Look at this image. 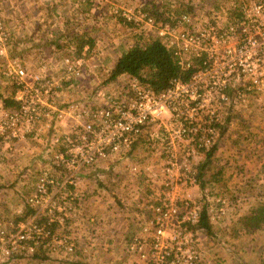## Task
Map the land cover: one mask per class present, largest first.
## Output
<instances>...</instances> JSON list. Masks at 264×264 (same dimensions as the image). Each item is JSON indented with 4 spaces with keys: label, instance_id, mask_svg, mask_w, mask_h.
<instances>
[{
    "label": "built area",
    "instance_id": "built-area-1",
    "mask_svg": "<svg viewBox=\"0 0 264 264\" xmlns=\"http://www.w3.org/2000/svg\"><path fill=\"white\" fill-rule=\"evenodd\" d=\"M217 2L191 3L176 15L167 12L164 22H155L142 9L135 17L122 13L125 20L139 21L143 31L151 32L171 50L177 64L190 71L187 79H172L157 92L124 76L123 82L112 87L105 83L93 93L85 58L69 51L60 57L56 77L27 71L18 58L10 60L6 74L15 86L16 104L0 117V138H38L35 124L42 119L54 121L57 129L43 145L47 159L25 166L32 178L25 203L32 212L22 221L0 222V264L33 252L44 238L64 245L67 237L50 232V226L61 216L82 213L79 173L129 150L142 137L162 145L165 158L156 166L158 172L148 173L144 182L164 191L157 194V204L147 207L154 214L141 227L145 236L134 235L127 250L143 264L198 262L193 251H181L193 243L185 223L195 221L197 208L185 215L189 202L177 204V199L196 183L194 159L208 149L212 137L237 115L247 118L251 105L264 95V0ZM1 24L0 41H5ZM73 88L77 92L83 88L82 97L60 103L59 92ZM41 217L45 222L38 223ZM170 235L178 240H170ZM146 245L150 255L142 251ZM66 249H73L71 241Z\"/></svg>",
    "mask_w": 264,
    "mask_h": 264
},
{
    "label": "rangeland",
    "instance_id": "rangeland-1",
    "mask_svg": "<svg viewBox=\"0 0 264 264\" xmlns=\"http://www.w3.org/2000/svg\"><path fill=\"white\" fill-rule=\"evenodd\" d=\"M21 1L23 0H0L1 31L6 34V40L0 41V46H2L6 52V54L4 51L0 53V96H6L10 91L13 93L15 90L14 84L6 74V68L10 62L11 54L9 55V51L14 49L15 45L13 32L21 31V29L18 28L22 22L20 14L22 8H19L18 11L15 9L17 11L15 12L12 3L20 4ZM34 1L53 2V0H33V2ZM84 1L86 3H92L91 6H93L94 13L96 14H98L100 10H102V12H104V10L107 11V6L109 5L115 6L116 3H128L129 5L123 7V12H128V14L134 17L138 10L135 6L139 3V0ZM210 1L168 0L169 3H164L165 5L162 3L160 4H162V9H168V11H171L176 7H179L182 10L183 7L188 6L191 3H218L217 0ZM133 5H135V11L131 10ZM127 8L128 11H126ZM216 11H219V9L216 8ZM107 20L108 19H106V21ZM99 22L100 20H97V23H93L92 25L99 24ZM132 24L133 26L131 27L123 24L124 28L122 27V31L124 29L123 33H127L126 39L128 45L139 41L140 38L143 40L146 39V37H149L151 32H147L146 30L143 31L139 21L136 22L133 20ZM98 27H100V25H98ZM135 29L136 32L134 33L133 31ZM25 42H17L20 53L15 55V58H18L21 63L26 62L28 58L32 59L30 56L22 57V51H25L24 54H26V50L31 45L30 42ZM114 45L115 44H113V48L107 51L109 52V55L105 51V47L107 46H101L98 44V48L94 53H90L88 57H84V68L88 88L91 89L93 93L105 83H109V87H112L115 86L117 82L121 83L124 81L122 80V77L114 80V82L106 80L109 68L118 52L117 47H114ZM14 51L16 50L14 49ZM41 58L42 64L48 69V71H53V65H56V68L59 65V57H56V61L53 59L51 63L49 62V59H47L48 57ZM23 66L27 71L33 72L32 70H34L32 68L28 69L24 63ZM5 77H7V79ZM4 81H6V83H4ZM76 89L77 88L63 89L69 90L65 93V95L68 94L66 99H71L78 95L82 97L84 94V91H82L83 88H81V91L79 92L75 91ZM263 102L264 97H262L258 103H253L251 107L249 106L251 111L247 115V118L242 117L238 119L237 117L235 120H232L228 126L226 125L220 128L221 132L217 136L212 137V142L208 147H214L213 154L211 155V168L205 172L206 174L204 177L206 179L210 178V174L213 173L214 179L209 180L207 182L208 184L204 185L203 188H200L196 183L190 185L189 188L180 192V198L177 199V204H183V201L189 202V207L185 208L183 211L185 215L192 207H196L198 211L200 203L203 200L206 203V210L212 216L210 217L207 213L211 226V232L209 233L210 236H206L202 233L194 234L192 232L193 243L191 244V247L183 246L181 250L182 253L193 251L199 259L196 264H264V229L252 233H237L236 231H233V228L237 227L235 224L237 218L242 216L243 212L249 210V207L255 206L258 202H264V167H259L257 163L260 157L264 159V152L261 151V146L263 145L262 138L260 137V135L264 133V131H261L260 129L264 126ZM12 109L13 108L9 110ZM9 110L2 109L0 103V117ZM44 122L45 121L42 119L35 124L36 133L37 135L42 133V138H40V136L38 138H32L29 137V135L23 139L16 140H2L0 138V222L5 225L8 221L17 222L22 221L20 219L25 220L27 218L28 206L25 203L26 196L21 200H11L8 198V195L13 197V194L16 193V191L13 194L11 192L9 194L6 193L7 190L11 189L4 183L5 180L3 181V178L6 177V169L8 170V175L12 174V176L15 175L19 169L15 168L14 170L13 167L7 166L9 164L8 161L11 159L10 156H6L4 152H6L5 150L9 152L18 151L19 147L14 148L12 146L14 141L20 144L22 143V148L28 146L29 150H26H28V152L30 151L31 155L33 154L32 159H35V161L36 158H39L41 161L46 160L47 158L43 156V145L45 146V144H47L49 133L52 132V129L56 130L57 126L54 124V121L50 120L48 122L46 121L47 128H44L42 127ZM230 127H238L242 130V136L235 134L231 136H221L226 134ZM245 127H251V130H245ZM47 130L48 134H45L43 131ZM243 132L246 133V135H243ZM19 146L21 148V145ZM17 153H19V151ZM164 154V150L160 143L152 144L146 140V137L139 138L129 150L110 155L106 160L95 164L98 166H92L94 167L93 170L90 171L92 173L84 174V178H86L84 182L85 190L88 191L89 185L92 189H94L93 187H96L99 190H108L109 192H104V194H107L112 198L113 206L119 205L121 208H124L123 212L126 210L134 212L137 209L138 214L145 210V215L143 217L146 220H149L153 217L154 211H148L147 209L149 208L147 207L151 204H157V194L164 190L163 188L159 190L157 189L158 187L155 189V186H152L151 188V184L145 183L144 178L153 170L158 172L156 166L164 160ZM246 154L247 158L245 159ZM18 155H20L19 157H23L22 153ZM11 157L14 160L15 157ZM203 157L204 153L194 159L196 163L195 167L200 163ZM249 159L252 160V163L249 162ZM118 161H122L121 164L118 163ZM100 165L115 166V169L106 173L109 168H104ZM132 165L136 166L134 171L130 170V166ZM25 176H30V174L27 173V170L22 181H27ZM28 183H30V181H28ZM80 183L81 182H79V187ZM118 184H120L121 187H126L125 191L131 194L130 197L135 195V198L133 200L127 198L128 200L124 201L121 197H117L114 193L118 192ZM26 185L24 184L22 188ZM28 186H30V184ZM186 191L188 194H186ZM94 197H90L89 195L88 198V196H85L83 193V200L79 201L78 204V206L82 208L81 214H73L70 217L61 216L60 218H57L58 222H55L53 230L55 231V234L67 237L65 238L66 243L64 245H57L51 242L49 238H44L35 246L33 252L27 253L26 256H18L15 260L6 264H143L142 258L127 250V245L134 235L141 234L142 237L145 236L146 232H141V227L145 224H140L142 222L141 214L121 216L118 218V221H116L117 216H113L111 220L107 218L110 221L114 220V222L117 223V227H109L106 225L107 232H105L103 231L105 228L102 224V217H104L105 214L100 216V214L97 213H104V209L100 206L101 196L96 194ZM192 203H194V205H192ZM136 204L137 206L135 207ZM87 205L96 213L88 215V213H86ZM220 209L223 213L219 212ZM127 211L124 212V214H126ZM124 217L127 218L126 227L123 226L121 221V218ZM104 219L106 220V216ZM105 220L104 223L106 224ZM86 224L95 228H89ZM129 228L130 231L127 232ZM86 229H92L89 232V234L92 233V240L90 238L88 239V236L83 232ZM99 234L105 235V239L108 240L104 245L100 244V241H97L100 240L97 239L98 237L96 236ZM167 234L168 231L165 232V235ZM169 239L173 241L178 240L173 235H170ZM68 241H71L73 244V249L71 251L66 249ZM150 250L151 249L147 245L142 249L143 252L149 255L151 254ZM160 250L161 249H158V252H160ZM261 250H263V252H257Z\"/></svg>",
    "mask_w": 264,
    "mask_h": 264
},
{
    "label": "crops",
    "instance_id": "crops-1",
    "mask_svg": "<svg viewBox=\"0 0 264 264\" xmlns=\"http://www.w3.org/2000/svg\"><path fill=\"white\" fill-rule=\"evenodd\" d=\"M145 1L146 0H139V3L136 6L133 5L131 10L135 11V7H137L138 9H141V6L145 4L144 3ZM155 1H158L162 3L163 5H165L164 3H169L168 0H155ZM12 4H13L14 10L16 9L18 11L19 8H22V12L20 13L22 22L21 23L19 22L20 27L18 28V29H21V31L13 32V39L15 43L14 49L16 51H14V49L9 51V55L11 54L10 60L15 59V55H18L20 53L19 46H17L18 41H20V43H24L25 41H27L25 43L30 42L31 45L26 50V54H24L25 51H22V57L30 56L32 58V59L28 58L26 62H23V63L28 69L30 68L34 69L32 70L33 72L41 73L42 71H46L48 75H54L55 77L59 76L58 66L56 68V65H53L52 67L53 71H48V69H46V67L42 64L41 57H48L47 59H49L50 63L53 59H55L56 61L57 59L56 57L60 58L63 54H65L66 52H68L70 49L74 47L73 40L74 38L78 37L77 35H79L80 37L83 36V37H89L90 39H92L93 45L87 52V57L88 55H90V53L95 52V50L98 48L97 47L98 44H100L101 46H107L105 47L106 52L109 51L111 48H113V44H115L114 47H117L118 49V52L116 56L114 57L115 59L119 56L121 51H123L129 45H131V44L128 45V42L126 39L127 33H123L124 29L122 31V27L124 28V26L121 21V20H124V18L122 17V13L124 10L123 7L125 5H129L128 3H116L115 6L109 5L107 6L109 10L108 8H107V11L104 10V12L100 10L98 14L94 13V8L93 6H91L92 3H86L84 0H53V2L51 1L50 2H46V1H42V2L36 1L35 2L34 1L33 2V0L32 1L23 0L21 1L20 4L18 3L19 5L17 3H12ZM176 9H180V8L176 7ZM16 10L15 12H17ZM126 11H128V8ZM103 16H104V19H103ZM106 19L108 20L106 21ZM97 20H100L99 24L92 25L93 23H97ZM98 25H100V27H98ZM133 32L135 33L136 29ZM86 48L87 46L84 45L82 48V51H84ZM4 53L6 54L5 51ZM107 54L109 55V52H107ZM59 58H58V61H59ZM119 77H124V76H118L115 80L119 79ZM5 78L7 79V77ZM4 83H6V81H4ZM67 91L69 90H63L59 92L58 100H62L60 101V103L66 100H71V99L80 97L78 95L71 99H66L68 94L65 95V93ZM262 97H264V95ZM242 117H245V114H239L238 119ZM43 120L45 122L43 123L42 127L47 128V123H46L47 120L45 119ZM245 128H246L245 130H249V131L251 130V127H245ZM260 129L261 131H264V126H262ZM43 132L45 134H48V130L43 131ZM234 134L242 136V130H240L238 127L236 128L230 127L229 130L226 132V134L221 135V136H231ZM243 135H246V133H244ZM39 136L40 138H42V133H39ZM260 137L262 138V144H263L261 146V151L264 152V133L261 134ZM19 145H21V148ZM12 146L14 148L19 147L18 149L19 153H17L18 151L9 152L5 150L6 152H4V154L6 156H10V159H11L10 161H8L9 164L7 166L13 167L14 170L15 168H18L19 171H17L15 175L12 176V174L8 175L9 173L7 172L8 170L6 169V172H5L6 177L3 178V181L5 180L4 183L11 188L6 191L7 194H9L10 192L13 194L16 191V193L13 194V197H10L8 195V198L11 200H16V199L21 200V199H24V196L29 195V193L31 192V185H32L31 175L28 177L25 176L27 181L25 180L22 181V178H24V174L26 173L25 166L28 163L34 161L35 159H32L33 154L31 155L30 154L31 152L30 151L28 152L29 150L28 146L27 147L25 146L24 148H22L23 147L22 143L20 144L14 141L12 143ZM20 153L23 154V157H19L20 155L18 154ZM11 156L15 157L14 160L12 159ZM246 158H247V154L245 155V159ZM36 160H39V158H36ZM121 162L122 161H118V163L120 164ZM249 162L252 163V160L249 159ZM257 163L259 167H264V159H262L261 157L257 161ZM95 166H98V165H95ZM100 166L104 168H109V170L106 171V173L110 172V170L115 169V166H110V165H107V166L100 165ZM93 168L94 167H90L89 169L82 171L79 174V178H80L79 182H81L80 189L85 194V196H88V198H89V195L90 197H94V195L96 194H99V196H101L100 206H102L101 208L104 209V213L103 212L102 213L97 212V213H99L100 216L104 214H105L104 217L106 216V220L104 219V217H102L103 219L102 224H103V227L105 228L103 231L107 232L106 225H108L109 227H113V226L117 227V223L114 222V220L110 221L113 216H117L116 221H118V218L121 216H128L130 214H134V215L141 214L140 216L142 217V222L140 224L142 225L143 223H145L146 219L143 217L145 215V210H143V212H140V214H138L137 209L134 212L126 210L127 213L124 214V212H126V211L123 212L124 208H121L119 205L113 206L112 198L109 197L107 194H104V192L108 193L109 192L108 190H99L98 188L93 187L95 189L94 191V189H92L90 185H89L88 191L85 190L84 182L86 178H84V174L85 173L91 174L92 172L90 171L93 170ZM28 181H30V183H28ZM24 184L25 185L27 184V185L24 188H22ZM29 184L30 186H28ZM125 189L126 187H121V185L118 184L117 185L118 192L116 191L117 193H114V194H116L117 197H121L122 200L124 201H127L128 200L127 198H129L130 200H133L135 198V195H132V197H130L131 194L126 192ZM0 194H1V190H0ZM186 194H188L187 191H186ZM136 206L137 204L135 205V207ZM253 207H249L250 209L248 208L249 210L243 212L242 214L243 215L248 214L249 211H251ZM86 208H87L86 213H88V215L96 213L92 211V209L88 205L86 206ZM210 217L212 216L210 215ZM107 218L110 220H108ZM104 220L106 221V224L104 223ZM121 221L123 223V226L126 227L127 218L126 217L121 218ZM86 226L89 228H93V229L95 228L88 224H86ZM91 230L86 229L83 232L88 236V239L90 238L92 240V236H91L92 233L89 234ZM128 231H130V228L127 230V232ZM96 236L98 237L97 239H100V240H97V241H100V244L104 245L105 242H108V240L105 239V235L99 234ZM93 240H96V239H93ZM257 252L260 253V252H263V250L257 251Z\"/></svg>",
    "mask_w": 264,
    "mask_h": 264
},
{
    "label": "trees",
    "instance_id": "trees-1",
    "mask_svg": "<svg viewBox=\"0 0 264 264\" xmlns=\"http://www.w3.org/2000/svg\"><path fill=\"white\" fill-rule=\"evenodd\" d=\"M141 6V9L150 15L155 22H164L168 18L167 12L176 15L181 9H172L171 11L161 8V4L155 0H146ZM122 24L126 26H133L132 21L121 20ZM74 38V47L69 50L74 56L87 57V52L92 47L93 42L89 37L79 36ZM138 37V36H137ZM139 38V37H138ZM143 39V38H142ZM65 43V42H64ZM67 44V43H66ZM87 48L82 51L83 46ZM190 71L189 69H182L172 55L169 48L163 45L158 38L149 34V37L131 45L121 51L119 56L113 61L109 68L106 80L113 81L118 76L135 77L140 83L149 87L152 91L157 92L164 89L172 79L179 78L181 80L187 79ZM0 103L2 109L9 110L15 107V101L12 98V91L6 96H0ZM214 147L208 148L204 152V157L200 163L195 167V181L196 184L203 188L207 185L209 180L214 179L213 173L210 178H205V172L211 167V155L213 154ZM213 175V176H212ZM32 212L28 208L27 214ZM45 222V218L38 219V223ZM237 227L233 231L240 233H252L264 229V202L257 203L248 214L242 215L237 218L235 222ZM185 228L195 233H202L210 236L211 226L208 220L206 203L202 200L197 211V216L194 222L185 223ZM54 224L50 226V232H53ZM205 236V237H206ZM81 264V263H73Z\"/></svg>",
    "mask_w": 264,
    "mask_h": 264
}]
</instances>
